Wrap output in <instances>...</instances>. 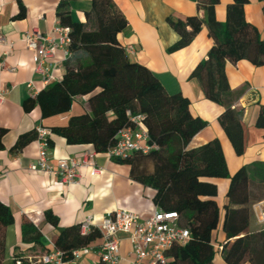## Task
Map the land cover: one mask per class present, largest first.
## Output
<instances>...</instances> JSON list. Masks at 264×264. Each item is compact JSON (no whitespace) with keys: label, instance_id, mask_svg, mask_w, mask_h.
Listing matches in <instances>:
<instances>
[{"label":"trees","instance_id":"trees-1","mask_svg":"<svg viewBox=\"0 0 264 264\" xmlns=\"http://www.w3.org/2000/svg\"><path fill=\"white\" fill-rule=\"evenodd\" d=\"M71 1L77 0H60L55 12L59 24L70 28L71 56L63 64L64 72L57 82L44 87L22 105L25 112L38 105L42 119H47L68 113L76 97H87L88 112L69 117L63 127L49 128L50 147L52 137L57 136L67 145L86 146L96 154L106 153L114 146L118 131L130 126L127 112L143 115V126L158 150L112 161L130 166L131 178L154 191L155 206L176 212L180 225L189 231V242L173 247L166 264H212L216 244L223 247L226 264H264V230L248 232L249 206L264 201V177L251 181L246 167L229 176L217 139L198 148H188L201 123L192 117L186 97L169 94L149 69L129 58L119 42L127 21L112 0H90L84 22L73 20L69 10ZM219 1L197 0L205 20L198 15L185 21L168 20L179 36L169 52L186 47L201 27L207 26L213 45L190 77L199 82L207 100L224 108L217 121L233 151L240 156L244 151L241 112L227 103L224 66L226 62L240 60L264 65V40L244 18V6L251 0H231L224 24L217 23L214 16ZM257 1L264 12V0ZM23 15L21 7L19 17ZM255 126L264 130V106L260 107ZM2 133L0 129V136ZM25 139L21 138L16 147L23 145ZM219 179L229 181L221 208L216 201L215 181ZM44 216L51 226L57 224L51 212ZM13 223L10 209L0 202V264L5 247L4 231ZM215 232L221 233L220 240L217 236L214 239ZM20 233L22 241L41 244V235L32 224L23 221ZM99 237L94 227L81 234L80 225L70 226L60 231L54 250L69 256L71 251L88 247ZM17 262L27 264L28 260L14 257L12 264Z\"/></svg>","mask_w":264,"mask_h":264},{"label":"crops","instance_id":"crops-1","mask_svg":"<svg viewBox=\"0 0 264 264\" xmlns=\"http://www.w3.org/2000/svg\"><path fill=\"white\" fill-rule=\"evenodd\" d=\"M60 0H0V35L13 43L11 51L0 46L2 53L8 51L5 66L0 68V86L6 91L0 105V202L7 206L14 218L13 225L4 231V255L2 264H12L14 257L34 260L46 252L54 250V243L64 228L80 225L90 218L91 226H98L106 213L116 209L126 210L144 220L153 215L157 207L153 203L154 191L130 176V166L110 160L106 153L96 154L97 166L105 171L92 175L90 168L79 170V184L65 186L57 178L40 172H31L28 166L38 155L37 143L33 138L34 128L63 127L69 117L88 112L87 97H76L71 110L62 115L42 119L38 105L25 112L22 105L32 98L26 84L32 81L37 92L44 87L40 76L34 74L33 54L24 43L23 34L37 29L43 34L53 36L56 23V8ZM127 21V28L119 35V42L130 47L132 61L149 69L169 94L180 93L190 102V113L201 123V129L192 137L188 148H198L217 139L221 145L229 176L241 167H246L251 181L264 177V130L255 126L260 107L264 106V65H253L248 60L236 63L226 62L224 75L227 85V103L241 112L243 128V154L238 156L218 124V117L224 108L207 100L199 82L191 78L195 67L207 57L213 45L204 24L191 42L184 48L169 52L179 36L169 24L172 21H185L198 15L205 20L206 15L198 10L197 0H112ZM231 0H220L215 6L214 16L219 24L225 22L226 7ZM21 7L24 15L19 17ZM90 9V0H77L69 3L74 21L84 22L85 13ZM244 18L264 40V12L262 4L251 0L244 6ZM60 53L56 59H60ZM12 69V70H11ZM63 66L55 73L63 74ZM33 99V98H32ZM25 143L18 146L21 138ZM51 162L70 157L80 158L90 151L86 146H70L57 136L52 137ZM221 208L229 185L228 179L216 180ZM51 212L57 224L51 226L44 213ZM252 215L249 233L264 230L257 216L264 212V201L251 205ZM25 221L33 225L41 235V244L22 241L20 226ZM220 233V232H219ZM219 233H216L218 238ZM222 236L220 237V239ZM219 239V240H220ZM100 238L88 247L87 255L64 264H100L96 255ZM217 245V244H216ZM213 245L212 264L224 262L223 247L218 250ZM130 241L119 235V264H131L133 259ZM242 264H251L244 262Z\"/></svg>","mask_w":264,"mask_h":264},{"label":"built area","instance_id":"built-area-1","mask_svg":"<svg viewBox=\"0 0 264 264\" xmlns=\"http://www.w3.org/2000/svg\"><path fill=\"white\" fill-rule=\"evenodd\" d=\"M52 33L53 36L34 29L23 34L25 46L33 54L34 74L40 76L43 87L59 80V76L55 72L71 56L69 51L70 28L61 26L57 20L52 28ZM0 46L11 51L13 43L0 35ZM8 51L2 53L0 68L5 66L4 60L9 53ZM125 51L127 54L132 53L130 47H126ZM57 53H60V59H56ZM26 88L32 98L37 96L38 92L32 81L26 84ZM5 94L6 91L0 86V105L4 101ZM127 116L130 126L118 131L114 146L106 151L110 160H124L134 153L147 155L153 150H158L157 145L150 141L143 126L144 116L132 115L130 112H127ZM34 133L38 155L36 160L28 166L29 171L40 172L48 177L57 178L67 187L79 184V170L81 168H90L92 175H100L105 171L97 166L95 162L96 153L93 151L84 152L80 158L70 157L52 163L49 145L50 130L38 125L34 128ZM2 176L0 173V179ZM257 219L264 228V212H260ZM92 227L90 218H86L80 224L81 234L88 233ZM94 228L98 229L100 233V244L96 255L102 264H119L121 260L119 235H125L130 241L133 255L131 264H166L168 252L175 246H184L190 239L189 231L180 225L179 215L176 212H166L158 208L151 217L144 220L132 212L116 209L106 213L102 222ZM217 249L222 250V246L217 247ZM90 250L89 247L75 249L70 252L69 256L59 250H52L39 258L28 260L27 264L73 262L87 255Z\"/></svg>","mask_w":264,"mask_h":264},{"label":"rangeland","instance_id":"rangeland-1","mask_svg":"<svg viewBox=\"0 0 264 264\" xmlns=\"http://www.w3.org/2000/svg\"><path fill=\"white\" fill-rule=\"evenodd\" d=\"M251 205H252V204H251ZM251 205L249 206V211H250V213H249V214H250V217H251V216H253V215H252V212H251ZM216 233H217V232H215V233H214V239H215ZM220 237H221V233H219V236H218V238L220 239ZM219 239H218V240H219ZM214 242L216 243V241H215V240H214Z\"/></svg>","mask_w":264,"mask_h":264}]
</instances>
